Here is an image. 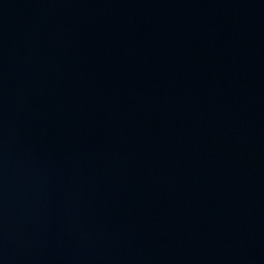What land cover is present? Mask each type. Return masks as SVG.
<instances>
[{
	"label": "water",
	"instance_id": "water-1",
	"mask_svg": "<svg viewBox=\"0 0 264 264\" xmlns=\"http://www.w3.org/2000/svg\"><path fill=\"white\" fill-rule=\"evenodd\" d=\"M0 264H264V0H0Z\"/></svg>",
	"mask_w": 264,
	"mask_h": 264
}]
</instances>
